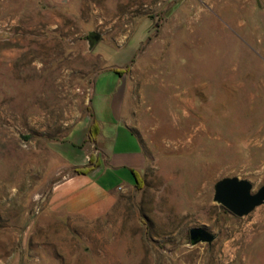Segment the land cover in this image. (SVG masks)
<instances>
[{
  "label": "rangeland",
  "instance_id": "rangeland-1",
  "mask_svg": "<svg viewBox=\"0 0 264 264\" xmlns=\"http://www.w3.org/2000/svg\"><path fill=\"white\" fill-rule=\"evenodd\" d=\"M112 99L145 152L139 187L102 157L70 187L114 195L66 211L62 148ZM225 176L264 184V0H0V264H264V203L230 213ZM195 226L215 239L192 245Z\"/></svg>",
  "mask_w": 264,
  "mask_h": 264
},
{
  "label": "crops",
  "instance_id": "crops-1",
  "mask_svg": "<svg viewBox=\"0 0 264 264\" xmlns=\"http://www.w3.org/2000/svg\"><path fill=\"white\" fill-rule=\"evenodd\" d=\"M112 100V108L109 111L110 117L106 118V120L99 117L92 105L94 118L97 120L99 125V131L96 135V139L94 142H90L87 140V130L91 121H86L85 125H83L82 123L81 125L79 123L80 125H76L71 130L67 139L68 144L62 148V154L68 162L75 166L85 165L89 160V154L93 151L91 150V148L97 146L96 153L99 162L101 161L100 159L103 157L104 159L110 161V165L113 167L123 165L125 167H128L130 171L131 169L139 170L141 167L143 168V166L145 165V152L141 143V139L133 132V130L127 124L118 125V121H120V109H117L116 102H114V99ZM103 122L110 123L114 126V131L110 134V136H105L103 134ZM76 132H79L80 137L82 136L81 141L90 144L86 145V149H84V154L81 152H69V149H66V147H75V144L78 143V140H72V137L76 134ZM119 138H121L122 142L124 143L129 142L128 145H130L131 147L125 150H117L116 144L120 142ZM85 139L87 142L85 141ZM104 140L111 141V145L114 144V148L105 150L102 146L99 147L101 141ZM121 156L124 157V160L120 159ZM82 175L87 174H76L67 178L65 181H63V183L59 184L57 186V189L62 186H67L68 188H65L63 192L61 191V193L58 194L57 200L62 203L63 208L69 212H90L102 209L104 206H106V203L112 198L115 191L109 188L100 187L99 184L96 183L92 184L89 181L84 183V185H80L75 188L70 187L72 186L71 183L76 181Z\"/></svg>",
  "mask_w": 264,
  "mask_h": 264
},
{
  "label": "water",
  "instance_id": "water-1",
  "mask_svg": "<svg viewBox=\"0 0 264 264\" xmlns=\"http://www.w3.org/2000/svg\"><path fill=\"white\" fill-rule=\"evenodd\" d=\"M99 38L100 33L98 32L93 31L88 35L91 46H94ZM213 200L233 215L241 217L264 203V184L254 191L250 180L238 176H225L215 182ZM215 236L203 226L189 229V240L192 245L199 242L211 243Z\"/></svg>",
  "mask_w": 264,
  "mask_h": 264
},
{
  "label": "trees",
  "instance_id": "trees-1",
  "mask_svg": "<svg viewBox=\"0 0 264 264\" xmlns=\"http://www.w3.org/2000/svg\"><path fill=\"white\" fill-rule=\"evenodd\" d=\"M113 70H115V69H113ZM88 108L91 111L92 121H91V123L88 127V130H87V139L90 142H94L96 139V135L98 134V131H99L98 122L94 118L92 106L89 105ZM98 166H99V160L97 159V157L95 158V157H93V155H91L88 162L85 165L75 166L73 168V170L76 174H88L90 171H92L93 169H95ZM131 173L133 175L135 185L137 187H139V184H138L139 174H138V172L136 170L131 169Z\"/></svg>",
  "mask_w": 264,
  "mask_h": 264
}]
</instances>
